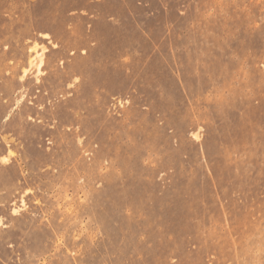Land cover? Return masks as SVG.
<instances>
[{"label": "rangeland", "instance_id": "1", "mask_svg": "<svg viewBox=\"0 0 264 264\" xmlns=\"http://www.w3.org/2000/svg\"><path fill=\"white\" fill-rule=\"evenodd\" d=\"M0 264H264V0H0Z\"/></svg>", "mask_w": 264, "mask_h": 264}, {"label": "bare ground", "instance_id": "2", "mask_svg": "<svg viewBox=\"0 0 264 264\" xmlns=\"http://www.w3.org/2000/svg\"><path fill=\"white\" fill-rule=\"evenodd\" d=\"M45 35H48V34H45ZM47 50H48L47 46L40 44L38 42L34 43V45L30 48L31 53L29 55V67H24L23 69L24 75H27L28 71H30L34 67L36 74H37V78L40 79L39 77L44 71L43 68L45 66V57H46ZM8 159L9 158L7 156L2 157L3 161H8Z\"/></svg>", "mask_w": 264, "mask_h": 264}]
</instances>
